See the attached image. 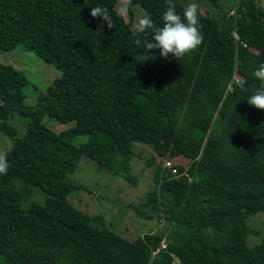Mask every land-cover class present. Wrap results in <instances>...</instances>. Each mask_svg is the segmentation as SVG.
I'll return each mask as SVG.
<instances>
[{
    "label": "trees",
    "instance_id": "trees-1",
    "mask_svg": "<svg viewBox=\"0 0 264 264\" xmlns=\"http://www.w3.org/2000/svg\"><path fill=\"white\" fill-rule=\"evenodd\" d=\"M171 2L179 12L188 0ZM194 2L201 42L175 58L144 49L150 30L134 31L143 15L159 25L167 0H129L128 17L118 0H0V51L30 50L59 72L30 106L26 75L0 63V133L10 141L0 264H264V230L247 226L259 214L264 228V109L245 100L264 62V0L230 17L237 0L228 10ZM95 6L112 27L89 14ZM15 114L27 119L22 135ZM45 118L73 124L56 133ZM137 144L153 153L144 161L155 186L128 199L150 214V230L135 236L97 224L68 197L82 157L131 180ZM180 157L186 168L173 163Z\"/></svg>",
    "mask_w": 264,
    "mask_h": 264
},
{
    "label": "rangeland",
    "instance_id": "rangeland-1",
    "mask_svg": "<svg viewBox=\"0 0 264 264\" xmlns=\"http://www.w3.org/2000/svg\"><path fill=\"white\" fill-rule=\"evenodd\" d=\"M230 1L221 0L224 10L226 8L228 10ZM128 5L129 0H118V10L126 17H128ZM133 11L137 10L133 8ZM139 14L141 13L139 12ZM0 63L9 64L26 75L27 85L23 88L26 94L24 102L30 106L36 104V93L45 92L51 82L59 77V72L52 64L42 60L30 50L13 49L6 52L0 51ZM240 77L239 66L237 65L234 69V82H238ZM26 121V118L15 114L14 117L10 118L9 123L17 133L22 135ZM44 122L46 126L56 133L61 132V130L73 124L67 123L60 125L49 118H45ZM84 140V136L77 138L79 143ZM9 146L10 141L0 133V156L10 148ZM135 153L136 157L133 160L131 180L114 175L108 169L101 168L96 162L82 157L77 169L70 176L74 190L68 197V201L77 209L88 214L97 224L101 226L108 224L115 230L126 227V230L130 229L136 236L150 230L147 221L143 220L145 216L147 217L150 214L143 208V202H139L140 207H137V202H132L128 199L134 198L139 200L141 194L146 195L147 192L153 190L155 184L153 181L154 170L150 166H146L144 161L152 155L150 147L137 144L135 146ZM163 160L169 159L164 158ZM172 161L174 164H178L184 168L189 163V160L185 157H180ZM183 177L184 174L182 173L178 179H182ZM127 205L134 207L128 208ZM247 222L248 227L260 232L262 235L264 228L261 225L262 217L259 214L252 216ZM248 242L251 246H254L260 242V237L251 235Z\"/></svg>",
    "mask_w": 264,
    "mask_h": 264
},
{
    "label": "clouds",
    "instance_id": "clouds-1",
    "mask_svg": "<svg viewBox=\"0 0 264 264\" xmlns=\"http://www.w3.org/2000/svg\"><path fill=\"white\" fill-rule=\"evenodd\" d=\"M239 10L243 9H238V11ZM230 11L231 10H229V13ZM229 13L228 16H232ZM237 13L234 15L236 16ZM89 14L94 17L99 15V17L106 22L108 27H112L110 14L103 7H91L89 8ZM146 30H150L151 38L143 42L144 49L156 48L159 50V54L162 57H167L169 53L175 58L183 56L186 52L199 45L202 39L199 31L196 3L194 0H188L178 12L171 0H167V6L160 12L159 25H154L153 20L148 15H143L138 18L134 26L135 33H145ZM233 37L235 41H239L238 38L235 36ZM137 43H139V41H137ZM251 74L259 81V86L253 89L245 100L249 105L264 109V62H260L252 70ZM161 159L164 158H158L157 160ZM8 166L7 160L0 156V174L4 173ZM159 166L168 174L170 179L175 177L168 168L162 165Z\"/></svg>",
    "mask_w": 264,
    "mask_h": 264
},
{
    "label": "built area",
    "instance_id": "built-area-1",
    "mask_svg": "<svg viewBox=\"0 0 264 264\" xmlns=\"http://www.w3.org/2000/svg\"><path fill=\"white\" fill-rule=\"evenodd\" d=\"M237 1H239L241 3V7L240 8H234V9H232L230 11V13H229L230 15L236 14L238 12V9H243L245 3H247V2H257V0H237Z\"/></svg>",
    "mask_w": 264,
    "mask_h": 264
},
{
    "label": "bare ground",
    "instance_id": "bare-ground-1",
    "mask_svg": "<svg viewBox=\"0 0 264 264\" xmlns=\"http://www.w3.org/2000/svg\"><path fill=\"white\" fill-rule=\"evenodd\" d=\"M236 35V34H235Z\"/></svg>",
    "mask_w": 264,
    "mask_h": 264
}]
</instances>
